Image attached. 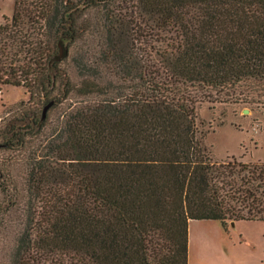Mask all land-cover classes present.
Returning a JSON list of instances; mask_svg holds the SVG:
<instances>
[{
  "label": "trees",
  "instance_id": "16d2710c",
  "mask_svg": "<svg viewBox=\"0 0 264 264\" xmlns=\"http://www.w3.org/2000/svg\"><path fill=\"white\" fill-rule=\"evenodd\" d=\"M2 85L52 104L3 137L37 142L0 264H188L189 220L264 221V163L214 160L196 110L264 104V0H13Z\"/></svg>",
  "mask_w": 264,
  "mask_h": 264
},
{
  "label": "rangeland",
  "instance_id": "374dc122",
  "mask_svg": "<svg viewBox=\"0 0 264 264\" xmlns=\"http://www.w3.org/2000/svg\"><path fill=\"white\" fill-rule=\"evenodd\" d=\"M12 10L13 0H0V23L11 16ZM95 12L92 10L91 14ZM92 39L93 36L88 35L87 43ZM77 43L81 44L82 39ZM42 107L43 101L29 100V93L22 86L2 85L0 88V166L9 175V181L0 182L3 206L8 202V192H3L2 186L23 187V156L27 148L37 142L27 137V147L17 150L15 145L5 143L3 137L8 136V130L14 125L26 126L35 108L39 117ZM59 109L49 113L51 119ZM196 110L198 131L204 135L202 141L214 160L224 161L234 156L244 162L264 163V104L205 101L199 103ZM233 222L228 221L222 228L217 220H189L188 264H264V221Z\"/></svg>",
  "mask_w": 264,
  "mask_h": 264
},
{
  "label": "water",
  "instance_id": "95a60500",
  "mask_svg": "<svg viewBox=\"0 0 264 264\" xmlns=\"http://www.w3.org/2000/svg\"><path fill=\"white\" fill-rule=\"evenodd\" d=\"M64 54V49L61 45H59V55L56 56L57 59H59V57H61L62 55ZM52 104V101L45 104L42 108V111H41V117L44 118L45 114H46V111L47 109L49 108V106ZM244 112H247V109H244ZM231 224H234V222H231Z\"/></svg>",
  "mask_w": 264,
  "mask_h": 264
}]
</instances>
